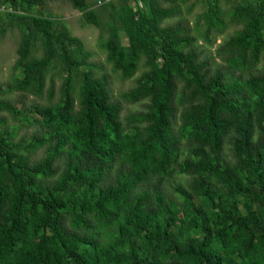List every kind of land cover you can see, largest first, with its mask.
Returning a JSON list of instances; mask_svg holds the SVG:
<instances>
[{
    "label": "trees",
    "instance_id": "1",
    "mask_svg": "<svg viewBox=\"0 0 264 264\" xmlns=\"http://www.w3.org/2000/svg\"><path fill=\"white\" fill-rule=\"evenodd\" d=\"M45 1L0 0L11 9L1 24L21 33L9 89L48 101L18 106L0 85V113L40 130L10 142L0 118V264H264V0H235L228 23L207 0L198 22L208 45L242 25L213 57L181 22L161 26L180 6L160 1L176 0L107 3L127 44L109 24L106 61L122 79L146 67L121 94L145 110L125 118L107 77L87 68L83 42L35 13ZM68 1L100 25L89 0ZM55 59L64 75L52 101Z\"/></svg>",
    "mask_w": 264,
    "mask_h": 264
},
{
    "label": "rangeland",
    "instance_id": "2",
    "mask_svg": "<svg viewBox=\"0 0 264 264\" xmlns=\"http://www.w3.org/2000/svg\"><path fill=\"white\" fill-rule=\"evenodd\" d=\"M100 0H89L91 9H93L100 18V25H95L87 22L82 12L72 7L68 0H46L42 6L35 7L34 11L37 14L48 16L54 20L56 26L60 24L64 26L72 36L78 37L84 45V50L90 52L89 58L86 60L87 68H92V71L97 76H106L109 83V89L114 100L120 101L122 105L121 117L125 118L131 112H138L145 110V104L147 101L139 103H125L121 99V94L130 89L134 83L136 77H138L146 67L140 62L139 68L135 75L129 79H122L119 72L113 71L111 64L106 61L105 51L99 48V41L102 38L108 36V25L115 23L117 26V14L116 9H113L107 3H113L115 7L121 5V0H110L106 3H99ZM133 1H129L126 5V9L134 6ZM160 5L163 7H172L174 5L180 6L179 14L164 20L161 23L162 27L173 25L177 22H181L190 28V34L197 38L196 45L198 50L202 52V57L209 56L213 57L216 46L225 38L231 36L235 31L240 30L242 25H231L228 24L222 34L214 33L212 38L215 39L211 45H208L202 38L205 31V22L198 18L204 12L207 11L208 3L207 0H187L181 2L176 0L173 3L160 1ZM236 5L235 0H219V7L224 11L222 16L223 20L228 23V13ZM11 9L7 6H0V17L4 18L6 13ZM0 21V85L6 89V93L2 98L10 100L21 106H30L33 103L47 104L46 95L41 98L34 97L32 95L23 94L17 92L9 87L15 82L18 77V73L14 68V63L17 59V48L21 38V33L17 25H9ZM199 24L196 26V24ZM117 35L122 44H127V35L123 28L119 26ZM42 54V48L40 41L37 42L35 48L32 51V56L40 57ZM218 60V59H217ZM143 61V59L141 60ZM258 67H264V57L258 64ZM64 72L61 70L58 59H55V64L50 68L46 78V88L49 87L51 79L54 81L55 94L52 101H56L59 97L60 87L62 84V77ZM32 115V114H31ZM0 118L5 120L2 125V129H7L13 132L14 138L10 142H18L21 140L28 141L33 134L40 132L39 128L34 124H27L22 120H13L7 113H0ZM229 146L225 145V152L229 153ZM44 155V149H39L36 152L30 154V160L36 161ZM176 181L184 182L185 178L180 176L176 177Z\"/></svg>",
    "mask_w": 264,
    "mask_h": 264
},
{
    "label": "built area",
    "instance_id": "3",
    "mask_svg": "<svg viewBox=\"0 0 264 264\" xmlns=\"http://www.w3.org/2000/svg\"><path fill=\"white\" fill-rule=\"evenodd\" d=\"M110 0H100L99 3L102 4V3H106V2H109ZM138 8H142V3L141 2H137V5H136Z\"/></svg>",
    "mask_w": 264,
    "mask_h": 264
},
{
    "label": "water",
    "instance_id": "4",
    "mask_svg": "<svg viewBox=\"0 0 264 264\" xmlns=\"http://www.w3.org/2000/svg\"><path fill=\"white\" fill-rule=\"evenodd\" d=\"M72 1H74L76 3H81L83 0H72Z\"/></svg>",
    "mask_w": 264,
    "mask_h": 264
}]
</instances>
